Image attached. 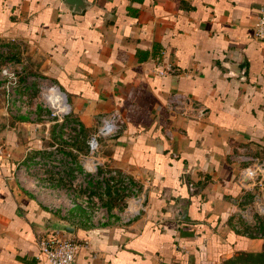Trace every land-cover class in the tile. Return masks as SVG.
I'll use <instances>...</instances> for the list:
<instances>
[{
  "label": "crops",
  "instance_id": "obj_1",
  "mask_svg": "<svg viewBox=\"0 0 264 264\" xmlns=\"http://www.w3.org/2000/svg\"><path fill=\"white\" fill-rule=\"evenodd\" d=\"M82 2L74 12L63 0H0V44L24 74L65 94L83 137L100 115L119 113L101 153L144 186L146 208L127 225L91 226L79 209L63 218L41 206L13 168L58 138L7 114L0 94V264H46L36 240L62 220L79 244L75 264H223L258 253L259 239L235 221L251 196L239 150L264 152V43L250 28L264 0Z\"/></svg>",
  "mask_w": 264,
  "mask_h": 264
},
{
  "label": "built area",
  "instance_id": "obj_2",
  "mask_svg": "<svg viewBox=\"0 0 264 264\" xmlns=\"http://www.w3.org/2000/svg\"><path fill=\"white\" fill-rule=\"evenodd\" d=\"M250 28L252 38L264 43V8L257 11ZM9 55V47L0 44L2 107L9 115L27 116L35 128L43 127L45 139L49 138L53 127L58 138L50 146L39 148L33 156L15 162L13 177L18 184L41 206L63 218H67L70 211L79 209L91 226L108 224L114 218L121 225L130 223L146 208L144 186L125 171L108 165L100 144L101 139L112 137L121 127L119 113L111 110L100 115L94 130L83 137L81 124L73 119L65 94L42 76L24 74L23 62L16 63L8 58ZM33 85L35 94L29 96ZM37 106L40 108L38 114ZM80 140L84 144L81 150L77 148ZM239 158L246 160L243 156ZM256 176L255 168L242 169L240 182L243 187L250 184L252 202L244 199L241 204H257L256 212L263 214L264 202L259 203V197L252 193L251 185ZM236 215L235 228H238V221L246 217V210L238 208ZM72 217L79 219L74 213ZM36 242L46 264H75L79 244L72 236L51 231Z\"/></svg>",
  "mask_w": 264,
  "mask_h": 264
},
{
  "label": "rangeland",
  "instance_id": "obj_3",
  "mask_svg": "<svg viewBox=\"0 0 264 264\" xmlns=\"http://www.w3.org/2000/svg\"><path fill=\"white\" fill-rule=\"evenodd\" d=\"M240 156L247 157L248 162L241 164L243 168L249 167L256 169V179L252 186V193L258 198L259 203L264 202V152H255L248 148H240ZM246 158V159H247ZM254 167V168H253ZM250 199V200H249ZM248 202L252 199L248 198ZM257 204H239L240 210H246V217L240 218L238 221V228L246 233L248 237L259 239V252L246 253L239 252L226 259L223 264H264V213L256 212ZM260 205V204H259Z\"/></svg>",
  "mask_w": 264,
  "mask_h": 264
},
{
  "label": "water",
  "instance_id": "obj_4",
  "mask_svg": "<svg viewBox=\"0 0 264 264\" xmlns=\"http://www.w3.org/2000/svg\"><path fill=\"white\" fill-rule=\"evenodd\" d=\"M64 4L73 8L74 12H78L83 7L82 0H63ZM51 231L62 232L68 236L73 233V226L65 221H59L51 224Z\"/></svg>",
  "mask_w": 264,
  "mask_h": 264
}]
</instances>
